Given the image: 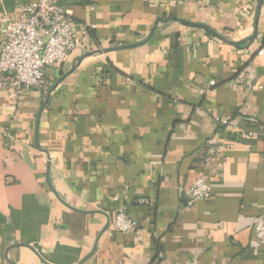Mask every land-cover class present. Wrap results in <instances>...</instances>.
I'll return each mask as SVG.
<instances>
[{"label":"crops","instance_id":"obj_1","mask_svg":"<svg viewBox=\"0 0 264 264\" xmlns=\"http://www.w3.org/2000/svg\"><path fill=\"white\" fill-rule=\"evenodd\" d=\"M32 1L0 0V28ZM257 3L63 1L75 48L46 68L44 90L0 88V264L11 245L16 264H264ZM158 18L145 44L96 52L144 40ZM199 176L210 195L193 202ZM119 211L130 233L114 230Z\"/></svg>","mask_w":264,"mask_h":264},{"label":"built area","instance_id":"obj_2","mask_svg":"<svg viewBox=\"0 0 264 264\" xmlns=\"http://www.w3.org/2000/svg\"><path fill=\"white\" fill-rule=\"evenodd\" d=\"M63 1L34 0L23 7L17 19L2 17L0 88L44 90L47 85L46 68L62 62L75 48L76 25L68 17ZM253 80L252 69L245 68L244 83L254 88ZM216 121L220 125L228 123L221 118ZM187 192L190 199L197 202L209 197L210 186L204 177L199 176ZM141 202L147 201L142 199ZM112 224L119 233H130L137 225L122 211L113 216ZM252 228L257 242L264 245V214L255 219Z\"/></svg>","mask_w":264,"mask_h":264},{"label":"water","instance_id":"obj_3","mask_svg":"<svg viewBox=\"0 0 264 264\" xmlns=\"http://www.w3.org/2000/svg\"><path fill=\"white\" fill-rule=\"evenodd\" d=\"M261 5H262V0H258V3H257V8H256V20H258V17L260 15V10H261ZM159 21H164L162 20L161 18H158L153 27L151 28L150 30V33L149 35L147 36V38H145L144 40L140 41V42H137L135 44H131V45H125V46H112V47H108V48H103V49H100V50H97L96 52L98 53H107V52H110V51H115V50H120V49H126V48H132V47H138V46H141L143 44H145L146 42H148L150 40V38L152 37L157 25H158V22ZM185 25L187 26H197V27H202L204 28L205 30H207L208 32L212 33L214 36H216L217 38H220L222 40H224V38L218 34L217 32H215L214 30H212L209 26L205 25V24H202V23H197V22H184ZM255 37V32L252 36L251 39H253ZM95 52H90L88 53V55H91ZM82 58H79V61L81 60ZM61 81V79H58L55 81V84L52 85L48 90H47V93H46V97L39 109V112H38V118L40 117V114L46 104V102L48 101L49 97H50V93L52 92V90L56 87V85ZM15 245H11L9 246L6 250H5V257L7 258V260H9L11 262V264H16L14 261H12L10 258H8V252L9 250L14 247ZM32 249V248H31Z\"/></svg>","mask_w":264,"mask_h":264}]
</instances>
